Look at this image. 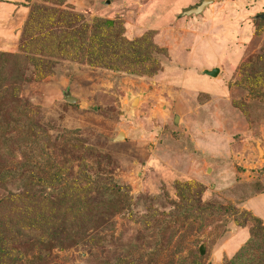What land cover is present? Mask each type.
Instances as JSON below:
<instances>
[{
    "label": "rangeland",
    "instance_id": "1",
    "mask_svg": "<svg viewBox=\"0 0 264 264\" xmlns=\"http://www.w3.org/2000/svg\"><path fill=\"white\" fill-rule=\"evenodd\" d=\"M202 2L0 0V94L45 129L0 132V175L39 169L0 178V264H264V0Z\"/></svg>",
    "mask_w": 264,
    "mask_h": 264
},
{
    "label": "trees",
    "instance_id": "2",
    "mask_svg": "<svg viewBox=\"0 0 264 264\" xmlns=\"http://www.w3.org/2000/svg\"><path fill=\"white\" fill-rule=\"evenodd\" d=\"M112 35L106 34V36H96L95 38H98V40H93L91 44V51L95 52L93 55V58H90L91 63L93 62H101L103 65H108V60H113L115 57H117L118 54H122V56L126 59L131 57L129 54L127 56L125 53L121 52V45L116 40L110 38ZM66 44V43H65ZM74 43L70 42V45L74 47ZM63 52V56H68V51H63L62 49L58 50V53ZM67 53V54H66ZM69 58V57H68ZM76 58V57H75ZM139 67V65H137ZM3 94H0V115L3 117L1 119L2 122V129H0L1 135L8 134L9 138H16L17 135L20 134V137H32L34 139L33 145H37V147L33 148L32 151L35 152L33 155L35 157H38L40 155L41 157V150H44V147L39 145L40 136L44 134L45 129L39 125V123L32 119L28 114L27 107L29 106L26 102L20 100L17 97H14L9 91L2 92ZM5 93V94H4ZM22 103L24 106V110L20 112L19 107L22 109ZM11 114H16L17 117L15 119L11 120V124L9 123V116ZM20 123H23L26 128H29L30 130L33 129V133H24L19 130ZM14 126V128L10 131V129ZM6 130V131H5ZM29 132V131H28ZM12 135V138L10 137ZM38 136V137H37ZM49 146H53L49 144ZM22 145L19 146V150H21V157L20 160L13 159V169H9L6 171V176L4 174L0 175V178H6L8 177L11 181L12 185L16 184H22L23 179L25 178L27 173H34V171H39L38 169V162L31 161V158L34 156L29 157L27 155V151H23L21 149ZM38 148L40 150H38ZM38 153V154H36ZM29 154V153H28ZM15 158V157H14ZM40 168V166H39ZM22 192L18 194L17 197H19V201L22 198ZM49 217V216H47ZM46 217V218H47ZM31 219V218H30ZM33 222V223H32ZM52 224V223H51ZM25 232L31 230L34 233H42L48 234L50 227H46V224L39 221L38 217L32 218V221L30 222L29 226L24 227ZM264 230V229H263ZM201 254V253H200Z\"/></svg>",
    "mask_w": 264,
    "mask_h": 264
},
{
    "label": "water",
    "instance_id": "3",
    "mask_svg": "<svg viewBox=\"0 0 264 264\" xmlns=\"http://www.w3.org/2000/svg\"><path fill=\"white\" fill-rule=\"evenodd\" d=\"M213 1L214 0H203V2L200 5H198L197 7L193 8V9H190V10L186 11L184 13V15L185 16H189V15H198L200 13H203V11L206 9V7L210 3H213ZM261 18L264 19V15L261 16ZM218 73H219V68H214L212 70L205 69L204 72H203L204 75H208V76H211V77H217ZM64 97H65V100L68 103L75 104V103L78 102V99L72 96L71 92H69V89H68L67 92L64 93ZM138 101H139V98H136L134 100V102H133V106L137 105ZM178 121H179V116L176 115L175 116V122L177 123ZM124 138H125L124 133L120 132L118 134V136L115 138V141H121ZM257 143L260 144V141H257ZM259 150H260V152H262L260 148H259ZM200 253H201V255H205V246L204 245H201Z\"/></svg>",
    "mask_w": 264,
    "mask_h": 264
},
{
    "label": "crops",
    "instance_id": "4",
    "mask_svg": "<svg viewBox=\"0 0 264 264\" xmlns=\"http://www.w3.org/2000/svg\"><path fill=\"white\" fill-rule=\"evenodd\" d=\"M9 6V5H8ZM135 100V99H134ZM134 100H133V102H134ZM133 104V103H132Z\"/></svg>",
    "mask_w": 264,
    "mask_h": 264
}]
</instances>
